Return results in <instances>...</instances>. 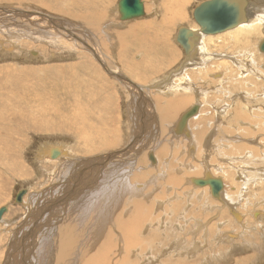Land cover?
Returning a JSON list of instances; mask_svg holds the SVG:
<instances>
[{
  "label": "rangeland",
  "instance_id": "1",
  "mask_svg": "<svg viewBox=\"0 0 264 264\" xmlns=\"http://www.w3.org/2000/svg\"><path fill=\"white\" fill-rule=\"evenodd\" d=\"M143 1L146 7L147 5L149 6V0ZM170 1L174 3L177 2V4H175V12L178 15L180 14L179 11H182L180 14L182 18H177V20L173 21L172 24L176 22V25H174L173 27L171 25L168 30L169 48L165 45L163 46L161 42L158 43L161 52L157 54L156 59H160L161 57L165 59L167 57L165 51L171 52L169 57L165 59L164 63L159 62V65H161L160 68H158V65L154 67L158 68V72H156L155 70L153 71L152 68L148 70L149 66L143 64L146 60L145 56L148 54V49L157 45V43H154L152 39L143 40L141 38L142 36H140L139 38H136L137 41H131V38H127V41H124L123 46L125 44L127 45L128 41L131 42L130 44H132V42H134L133 44H135V41L138 42L136 44H139L135 47L131 46L132 50H128L127 52L124 49L119 51V45L116 47V45L118 44L116 41L119 34L122 32V30L125 29L124 27H126V23H129L126 20H121L119 18V12L116 9L118 0H58V4L60 3L64 8H66L65 5L67 7L72 6L68 8L72 10V13L74 12L78 16H74L75 18L72 16V14L70 15L68 13H60L48 9L51 8L52 5L53 8L57 7L55 5V2L52 3L51 0H0V6L1 4L2 6H8V8L9 6H12L16 9H19L22 13L26 10L41 11L49 16L54 17L55 22L57 21L55 24H52V22L44 18L47 26L46 29H44L45 31H43V33L46 36L48 34V39L54 38V41H56V43L54 42L53 44L46 40L38 39L35 35H31L24 30L20 33L19 28H21V26H18L17 24L14 25L6 22L5 27L11 30L8 32H16L15 34H18L19 32L21 36H16L14 33H12L15 35L13 36L12 34L6 32V30L0 29V67L5 66L6 64H13V66L21 68H24V66L30 67L33 70L29 77L31 82L35 83L36 80H39L40 78L41 80H44L42 81L43 84L41 86H38L36 88L33 87L31 95L28 99L30 100V104L32 106L34 105V107L32 108L33 111H30L31 116L27 115V127L32 130L29 132L22 131L20 133V131H18L17 129L16 133L18 138L16 137L15 142L18 141L20 142V144H18L17 148L14 149L16 150V154H14L15 157H13V159H6L7 162L11 160H14L15 162L14 163L12 161L13 163H10L13 166L10 164V166L8 165L11 173H5L4 170H0V208L3 206L7 207V210L2 216L3 218L1 217L2 219H0V264H40L42 262H45V257L44 259L42 258V261L40 258L41 255H43L42 251L46 250V246L37 245L41 243L40 239L42 237H39L36 234V238L33 240V234L35 235L34 226L31 227L27 224V219L29 216H31L29 204L32 205L31 202L33 201L30 197L34 195V193L48 191L49 188H52L53 186H56L58 184L61 177L59 179L57 178L58 175L61 174L60 166L62 165L63 161L66 162L74 159L82 160L83 158H86V156H91L93 153L92 152L90 154H85L84 151L86 150H82L80 148V145H82L81 147H83L85 141H80L78 135L76 134V131L79 132V130L77 129L75 131L74 128H70L67 126L68 128L65 127L62 130L49 132L45 130L38 132L33 130L40 129L39 122L41 123L42 116L46 118L43 119L46 121V124L48 125L47 127H59V125L61 124H66L63 123V120L66 119V116L58 114L61 111L60 108L58 109V107H62L60 100L63 99H67L70 101L80 100V102H83V104L85 103L86 106L87 103L93 106L91 102L92 100H101L100 108H102L98 109V111H101L99 113H103L102 111L106 113L105 116L101 118H103V120L105 119V123L108 126L107 129H112L110 131V135H118L119 139L121 138V142H119V144H121L118 147H112L113 149L110 148L107 151L113 153L116 150L124 149L129 145V150H127L128 153H134L129 159L134 163L136 167L135 169H133V172L135 174H130V181L132 183L138 182L137 184L140 183L142 184V186L144 184L145 189L143 191L145 193L150 192L152 196L158 198L161 202H163V204H157L155 206V209L148 206V208L144 210L145 217H147V219H150V222L154 223L141 229L139 237L142 240H147L150 233H153L154 235L151 236L153 237L152 239L151 237L148 238V242L146 240L144 242H141L142 245L139 244L141 248L138 246L131 247V252H128L129 255L127 261L130 262L135 260L137 262L133 261L127 264H264V215L261 213L259 215L256 214V212H264V176H258L255 181L251 182L253 179H245L243 175L245 174L246 176H248L250 174L248 177L251 178L252 174H256L255 172H258L257 168L264 171V165H262L261 168L259 163L256 162L258 160L260 161L264 159V51H260L258 49L259 42L264 39V28L259 29L261 32L257 31L256 34H253V37L250 38V41L248 40L247 43H238L237 45H235V41L232 42L234 39H231L229 34L233 31V29L232 31L229 30V32L226 31L217 35H205L207 36L205 40L207 38L216 37L215 39L209 40L206 43V45L208 46L207 51L209 52L208 57L210 58L207 66H209L210 64L211 68L208 70L209 72L203 69L189 68L188 72L190 71V76H193L191 84L194 86L191 85L192 87L187 91L182 90L183 87L180 90L181 95H187L189 97L188 102H186V106L181 108V113H184L186 109L188 110L198 102H201L203 106L201 109V112L203 111L201 113L202 116L198 115V117L191 120V137L182 134H179L177 135L178 137H175L171 134V131L173 129H176L173 124L177 119H174L175 121L173 120L169 122V124L167 123V125L163 126V123L161 122L162 117L160 118V120L155 119L154 117L155 120L152 119L155 121V126L153 128L154 136L152 140L147 139L143 144H139L141 148H136L139 151L135 148L134 150L130 149L132 144L133 146L135 145V140H138L137 142H139L142 141L145 136H149L145 134V130L143 131L142 123L144 118H146L145 120L151 119L148 117V115H145L144 118L140 117L139 114L141 112L137 111V105L139 106L140 103H137V99L142 97V99H144L143 101H152V103L155 104L156 96H159V94L161 93L160 90L152 88V90H150V93L144 91L145 95L148 94L150 97L147 98V100L145 99L146 97L144 96V93H142V95H139L138 97H134L133 93L135 92V86H133L131 83L137 82L135 84L143 86L151 85L154 84L152 83L154 80L170 72L172 70L171 68H174L176 64H179L180 61L183 60L185 54L182 46L178 42H175L174 37H172L176 35L175 38L177 39V34L174 33L175 30L177 33V29L180 27V25L193 26V24L195 23V25L198 26L197 22L193 19V9L195 8V5L199 4L198 2H201L202 0H178L179 2L177 0H152V9L150 11V14L148 13L149 15H147V11L150 10V7L147 10L145 8L146 15L136 19H131V23L138 21L148 22V20L154 21V16H162L163 14H165V6ZM78 4L83 6L79 7L77 6ZM90 5L97 6V8L95 7L92 11L91 16H98L97 12L100 11L102 5L111 7L107 9V12H110L108 14V18L112 20L114 19L115 22L109 30L110 40L115 45L114 47H111V44L107 40V34L103 31L105 25H89L87 21L88 18H83L81 14L82 11L85 12L86 6L88 8V6ZM178 6L179 11L177 12ZM24 23L27 24L26 21H24ZM58 23H60L62 27L58 28ZM92 30H94L95 32ZM68 31L72 32L73 34L76 33L75 35L80 39L78 38V40L77 37L70 36ZM142 34L144 33L142 32ZM156 34L157 33H154L153 35ZM219 36L221 37L217 38ZM105 38L107 41L105 40ZM81 40L85 41V43ZM103 40H105V45L108 43L109 48L106 46L102 47ZM126 45L124 46L125 48H127ZM252 45H254V47ZM92 47L94 48L92 49ZM174 50L176 55L174 54ZM218 52L219 54L221 53L220 58H216V56H214L215 54L217 55ZM95 55H97L98 57H102L103 61H106L105 64H109L108 66L123 71V74L120 71V75H122V77L119 75V78V76H117L115 73L112 72L111 74V72H108L106 69L104 70L105 67L102 66V63L99 61V59L97 60V56L95 57ZM105 58H107L108 61ZM223 58L225 60H223ZM78 60L80 65L78 64ZM224 61L228 62L229 64ZM137 64H139V66ZM136 65L138 66V68ZM42 67H44V70H42L41 72H37ZM45 68H47V70H45ZM244 68L246 70L248 69L247 73H251V71L260 72H255V74L253 73L252 75L250 74L242 77L240 76V74L242 71L245 72ZM254 68H258V70H254ZM199 70L203 71V73L196 75L194 72H198ZM70 71L73 75V79L69 82L74 86H71V84L68 85L66 83V79L64 81V84L69 87L70 91L66 90L67 92L61 95L60 92L62 93L63 90L55 86L50 87L48 83L49 81L55 80L60 72L61 74L63 73L66 76L65 73H70ZM213 73L220 75V79L218 78L219 76L215 78L213 76ZM259 75L262 77H260ZM42 77L44 79H42ZM176 77L179 79L181 75H177ZM177 81L179 82V80ZM245 81L248 82V84H246ZM126 82H128V84ZM38 84H40V82L35 83L34 85L37 86ZM73 88L74 90H72ZM49 89H53L54 91L59 92V94L56 93L55 95H51L50 93H48ZM96 95L97 98L95 97ZM162 96L164 95L162 94ZM4 97L11 100L12 103L10 104L9 102H4ZM228 97H230L231 99ZM236 100L238 102L241 101L244 106L248 102H254L249 103V107L246 110L245 108H238L240 104L238 102H235ZM49 101L56 102L58 106L53 105L51 107ZM75 103L78 104L79 102ZM2 104H6L7 107L3 108ZM42 104H44L46 108H44ZM85 104L84 108H86ZM242 104L241 106H243ZM254 104L256 105L254 106ZM104 105L106 107H104ZM224 106L226 107V111H221ZM93 107L96 108V105ZM154 107H152L151 105V113L154 111ZM131 108H133V110L135 111L134 114L136 115V117L132 116L133 112ZM25 109H27V104L22 99H17L15 97L7 95L6 93H4L2 99H0V113H6L10 110L16 112L17 114V110L21 113L23 110L25 111ZM35 109L38 111V115L37 113H35ZM142 113L150 114L149 109L146 112ZM137 114L139 116H137ZM35 115H37V117ZM200 116L211 117L212 119L211 122L209 121V126L208 124H206V128H201V131L203 132H200L199 129H197V126H202L200 125L199 121ZM35 118H37V120H34ZM91 121L100 124V122L95 118H91ZM137 122L139 124H135ZM216 124H218L220 127H215ZM151 126L152 121L148 128H150ZM232 128H234V130ZM217 133L219 134V136L221 135L220 137L224 136L225 141L220 139ZM110 135H107L108 139ZM211 137H215L214 139L218 140L220 139L221 144L219 147L217 145L216 148H210L211 145L209 147V143L213 142L211 141ZM178 138H180V140ZM90 139L91 137L87 139V142ZM122 139H124V141ZM187 139L188 141L191 139L189 141V144L191 146L187 143ZM104 140V137H99L97 142L98 144H101L104 143ZM182 140L186 141H184L183 143ZM208 141L209 143H207ZM89 144L94 145L95 143L90 142ZM165 144H168V148L166 150V156L164 158L162 157L161 159L159 156H157L158 162H154L155 159H150L149 156H147V153H149L150 151V153L155 152L156 154H159L161 152V148ZM58 146L60 149L62 148V151L66 152L62 153V155L57 158H50L47 151L52 147L50 149L51 153V151L53 152V150L58 149ZM177 146L180 148H178ZM237 149L240 151H238ZM145 150L146 152H144ZM159 150L160 152H158ZM124 151L121 152L123 153ZM168 158L170 159L167 161ZM16 159L18 160V162ZM102 163L103 162L99 163V165ZM109 163L110 160L106 162L105 166H103V168L105 167L104 169L102 168L103 172L106 174L102 173L100 179H104L103 182L108 181L110 183L112 181H116L117 179L115 178V176H111V178L108 177V175L111 174L108 169ZM15 165L19 169H15ZM95 166H97V163L95 164ZM16 170L19 172L18 174L16 173ZM19 170H21L22 173ZM12 171H14V173ZM137 172L143 173L138 176ZM15 173L17 175H15ZM208 174L217 176L218 178L220 177V179L223 178L222 181L225 183L224 194L227 193L228 198L223 197L224 199H215L216 196H219L220 193H218V195L213 194L212 187L209 184L204 186L197 184L198 186H196L190 181L191 178L193 180L194 177H202L203 179H205L206 177H204V175L206 176ZM164 175L168 176V178L163 179V177H160ZM262 175H264V172L262 173ZM54 176H56V178ZM171 176L180 178V181L178 183L172 182L170 180ZM154 177L156 178V180H153ZM167 181H169V184L167 183ZM96 184L99 185L98 183ZM195 187L200 188L196 189ZM22 189H26V193L24 194L22 202H17L16 194ZM176 192L178 193L176 194ZM58 194L59 193H54V196L58 197ZM198 194L203 196L202 198H204L205 196L203 201L202 199L199 200ZM128 195L129 201H131L130 197L134 196L135 198H138L140 197L141 193L139 194V191L135 190L133 195ZM128 195H125L126 197L124 198V200H119L120 203L117 206L118 213L116 214V223L119 221L121 216L124 218L125 210L122 208V206L125 199L128 198ZM233 197L235 198V202L232 201ZM142 199V203L146 202L147 204H154L153 197L145 198L143 196ZM29 201L30 203H28ZM226 201H230L232 203H228ZM233 202L235 205H232ZM251 206L253 209L251 208ZM36 207L37 205L35 207L33 206L31 208V212L34 211V208ZM166 207H171V210H173V212H170V209H167ZM44 211L46 210L41 208L40 213H38V218L43 217L42 214L45 213ZM240 214L243 216H241ZM237 215L239 216L237 217ZM46 216L44 219H47ZM157 217L158 219L156 222ZM112 218L114 217L112 216L110 221L108 220L109 226L106 225L107 227L104 231L107 233L108 230H112L110 233L111 235H113L112 241L116 242V246L114 247L116 249L113 250L117 252L112 250V256L113 258L116 255L118 257H120L121 255L125 256L127 255V253L125 254L126 250L124 248L126 246L125 240L123 242L122 236H120L119 234V230L117 228L115 229V226L111 224L113 223ZM223 219L225 221H223ZM164 221L165 225H163ZM197 222H199V226ZM44 232L45 230H43L42 233ZM90 233L92 239H89L91 243L89 244L91 249L89 255L92 256V254H96L100 247H103L102 245L104 244V238L101 239L102 241L100 240L98 242H94V239H100V235L94 236L96 232L92 229L90 230ZM40 236H42V234H40ZM36 239L39 240V242H37L36 244L37 246L33 243L34 241H36ZM149 239L152 241H150ZM121 258L122 257H120L119 260H124V257L123 259Z\"/></svg>",
  "mask_w": 264,
  "mask_h": 264
},
{
  "label": "bare ground",
  "instance_id": "2",
  "mask_svg": "<svg viewBox=\"0 0 264 264\" xmlns=\"http://www.w3.org/2000/svg\"><path fill=\"white\" fill-rule=\"evenodd\" d=\"M52 1L53 0H51V2ZM98 1H102V0H98ZM203 1L204 0H202L201 2H203ZM54 2H55V5L57 6V7H54V8H57V9H54L52 7L53 5L51 6V8H48V9L54 10V11L60 12V13H68L70 15L72 14L73 17L74 16H77L74 12L72 13V10L71 9L68 8V7H72V6H68L67 7L65 5L66 8H64V7L61 6L60 3H59L60 5L58 4V0H54L52 3H54ZM151 2H152V0H149L148 3H150V4H149V6L147 5V7H146V10L150 7V10L147 11V15L150 14V11L152 9ZM201 2H198V3L200 4ZM186 3H187V1H186ZM175 4H177V2L174 3V2H171L170 1L165 6V8H166L165 14L162 13L163 14V15L161 14L162 16H160V15L154 16L153 17L154 21H148V22L147 21H138V22H134L133 24H130V25L128 23H126L128 26L126 28L124 27L125 29L122 30V32L119 34V36L117 38V41H116L118 43L116 45V47L118 45L120 47L119 48L120 49L119 51H121L122 49L126 50V52L128 50H132V47H135V46L139 45V44H136V43H138V42H136L137 41L136 38H139L140 36H142L141 38L143 40L152 39V41L154 43H157V45L155 47H152V48H149L148 49V54L145 56L146 60H145V62L143 64H145L147 66L151 65V66L155 67V66H157V64H160L159 62L164 63L165 59L169 57L171 51H169V52H166L165 51V54L167 55V57L165 59L163 57H161L162 59L161 58L160 59H156L157 58V54L161 52V49H160L158 43L161 42V44L163 46L165 45V46L168 47V39H169V32H168V30L171 27V25H172V27L174 25H176L175 24L176 22H174L172 24L173 21L177 20V18H182L181 15H180L182 11H179V6H178V10H177V12L179 11V13H180V14H178L179 17L177 15V13L175 12L176 11L175 10ZM199 4L195 5V8ZM77 6L81 7L83 5L78 4ZM95 7L97 8L96 5L95 6L90 5V6H88V8L86 6V11L85 12L82 11V13L81 12L80 13L82 14V16H83L84 19L85 18H88L87 21H88V24L89 25H96V24H98V25L99 24H102L103 26L105 25L103 31H104V33L107 34V40L111 44V47H114L115 45L110 40L109 30H110V27H112V25L115 22H114V19L112 20V19L108 18V14L110 12H107V9H109L111 7H106V5H102L101 8H100V11L97 12L98 16H91L92 15V11L94 10ZM116 9L118 11V2H117V8ZM194 9H193V11H194ZM57 10H59V11H57ZM146 10H145V14L142 15V16H140V17H143V16L146 15ZM32 14H34V15H32ZM243 16H244V20H243L242 23H240V25L234 27L235 29L232 28L233 31H232V29H229V30L232 31L229 34H230L231 39H234L232 42L235 41V43H236L235 45H237L238 43H243V44L244 43H247L248 40L253 37L252 36L253 34H256L257 31L259 32L260 31L259 29L264 28V0H245V5L243 7ZM39 17L42 18V19H40ZM44 18L46 20H49L50 22H52V24H55L57 22V21L55 22V20H54L55 18L54 17L49 16L46 13H43L41 11H37V10H29V11H27L26 10V11H24L22 13L19 9H16L15 7H12V6L11 7L9 6V8H8V6H2V4L0 6V29L1 30L4 29V30H6V32L11 31V30H9V29H7L5 27L6 26V22L9 23V24L10 23L11 24H14V25L17 24L18 26H21V28H19V32L20 33H21V31L24 30L27 33H30L31 35L32 34L35 35L36 38H38V39L46 40V41H48V42H50L52 44L54 42L56 43V41H54V38L48 39L47 38L48 37V34L46 33L47 34V36H46L43 33V31H45L44 29H46V26H47V23L44 20ZM137 18H139V17H137ZM144 18H146V17H144ZM133 19H136V18H133ZM148 19H149V17H148ZM193 19H194V17H193ZM24 21H26L27 24L24 23ZM126 21L130 23L132 20L131 19H128ZM58 24H59L58 25V28L62 27V25L60 23H58ZM42 27H43V30H42ZM157 27L159 29V32H157V30H156ZM181 27H188V28H190L192 30L193 36L190 37V41L193 42V45H194L193 49L188 54L186 52H184L185 54H184L183 60L180 61L179 64H176V66L174 68H171L170 67L172 69L170 72H168L164 76H161V77L157 78L156 80H154L152 82L154 84L143 86V85L135 84L137 82H135V83L132 82L131 83L133 86H135V88H134V91L135 92L133 93V96L134 97H138L139 95H142V93H144V91L147 92V93H150L151 92L150 90H152V88H155L157 90H160L161 93L159 94V96H156V98H155L156 100L154 99L156 101L155 104H153L152 101H149L151 103L152 107L155 106L154 107V111L152 113H151V109L152 108H151V105H150V103L148 101H143L144 99H142V97L139 98V99H137V103H140L139 106L137 105V111L138 112L139 111L141 112L139 114L140 117H143L144 118L145 115H148V117L151 119V120H149V119L148 120H145L146 118H144V120L142 119L143 120V123H142L143 131L145 130V134L146 135H149V136H145L144 139L142 141H139V142H137L138 140L136 141L135 139H137V138H135L134 139L135 140V145L133 146V144H132V146L130 147V149H133V150H134V148L135 149L136 148L140 149L141 147H140L139 144H143L147 139L148 140H152V138L154 136L153 128L155 126L154 125V123H155L154 120L155 119H159L160 120L161 117H162L161 118V122L163 123V126L167 125V123L169 124V122L173 121L174 119H177L176 121L174 120L175 123L173 124L176 129H173L171 131V134L173 136L176 137L177 135L182 134V135L190 136L191 137V134H192V129L190 128L191 120L194 119V118H196V117H198V115H201V113L203 112V111L201 112V109L203 107L202 106V103L201 102L200 103L198 102L197 104H195L192 107H190L188 110L187 109H186V111L184 110L185 112L182 111L184 113H181L180 112L181 111V108L184 107V106H186V102H188L189 97L187 95H181L180 90L183 87L182 90L187 91V90H190V88L192 86H194V85L191 84V81L193 80L192 79L193 76L192 77L190 76L191 73H190V71L188 72L189 68H191V69H203L205 71H208L211 68L210 67V64H209V66H207L208 65L207 63H208V61H209L210 58L208 57V53L209 52L207 51L208 50V46L206 45V43L209 40L215 39L216 37L215 38H207L205 40V38L207 37L205 35H217V34H220V33H217V34H207V33H204V32H202L200 30V26L199 25L198 26L195 25V23L193 24V26H186V25H182L181 26L180 25L179 28H181ZM178 29H177V31H178L177 33H176V30L174 32L175 34H177V36H178L179 30H180V29L179 30ZM229 30H227V31L229 32ZM92 31H94V30H92ZM98 31H100V30H98ZM19 32H18V34H15L16 32H12V33H14L16 36H21V34H19ZM68 32H69V35L70 36H75V37H77V39L79 38L78 36L75 35L76 33L73 34L70 31H68ZM142 32L144 34H142ZM224 32H226V31H224ZM8 33L9 34H12L11 32H8ZM154 33H157V34L156 35H153ZM14 34H12V35L15 36ZM53 36H55V35H53ZM135 36H137V37H135ZM172 37H174V41L177 42V39L175 38L176 35H174ZM220 37L221 36H219L217 38H220ZM127 38H131L132 39L131 41H133V40H136V41H135V44H133L134 42H132V44H130L131 42L128 41V44L127 45L125 44L127 46V48H125L124 47L125 45L123 46V43H124V41H127L126 40ZM105 40H106V38H105ZM105 40H103V42H102V45H103L102 47H104V46L108 47V43L106 42L107 43L106 45L104 43ZM81 41H83V40H81ZM263 41H264V39H262L259 42V48L258 49L260 51L262 50L261 49V44H262ZM83 42L85 43V41H83ZM252 46L254 47V45H252ZM116 47H115V49H116ZM93 48L94 47H92V49ZM246 49H247V47H246ZM236 50H238V49H236ZM129 54H130V52H129ZM220 55H221V53L219 54V52H218V54L217 55L215 54L214 56H216V58L217 57L220 58ZM96 56L97 55H95V57ZM98 59L102 63V66L105 67L104 70L106 69L108 72H111V74L113 72L117 76H119L121 72L123 74V71L118 70L117 68L114 69L111 66H108L109 64L108 65L105 64L106 61L104 62L103 59H102V57H98L97 56V60ZM105 59L107 60V58H105ZM223 60H225V59L223 58ZM242 60H243V58H242ZM252 60H253V58H252ZM74 62H75V60H74ZM224 62H226V61H224ZM135 63H133V64H135ZM226 63L229 64L228 62H226ZM248 63H249V61H248ZM78 64L80 65L79 60H78ZM137 65L139 66V64H137ZM132 66H134V65H132ZM138 66H137V68H138ZM72 67H73V65H72ZM0 68H1L0 69V99H2L3 94L6 93L9 96L15 97L17 99H22L27 104V109H25V111L23 110L21 113L18 110H17V114H16V112L10 111V110L8 112H6V113H0V170H4L5 173L6 172L7 173L8 172L11 173L8 165L12 161L14 162V160L8 161L9 162L8 163L6 161V159L7 160L9 158L13 159V157H15L14 154H16V150H14V149L17 148V145L18 144H20V142H18V141L15 142V139L17 137V133H16L17 129H18V131H20V133L22 131H28L29 132V131L32 130L29 127H27V125H28V122H27L28 116L27 115H30L31 116L30 111H33L32 108L34 107V105L32 106L30 104V100H28V99H29V96L31 95V91H32L33 87L36 88L38 86H41L43 84L42 81H44V80H41V78L39 80H36L35 83H39L40 82V84H38L37 86H35L34 85L35 83L31 82L30 79H29L31 73L33 72L32 68H30V67H25L24 66V68L23 67L21 68V67L13 66V64H6L5 66H2ZM237 68H239V67H237ZM42 70H44V67H42L37 72H41ZM45 70H47V68H45ZM244 70H245V72L242 71L241 74H240V76H242V77L245 76V75H250V74L252 75L253 73L255 74V72H260V71H251V73H249V72L247 73L248 69L246 70L244 68ZM254 70H258V68H254ZM194 73L197 75V74L203 73V71H200L199 70L198 72H194ZM65 74H66V76L63 73L61 74V72H60V74L58 75V77L55 78V80L49 81V83H48L50 85V87L55 86V87H59L61 90H63L62 93L60 92L61 95L64 94L65 92H67L66 90L70 91L69 90V87H67L64 84V81L67 79L66 83L69 85V84H71L69 81L73 79V75L71 74V71H70V73L67 72ZM177 75L178 76L181 75V77L178 79L176 77ZM120 76L122 77V75H120ZM120 76H119V78H120ZM183 76H185V77H183ZM213 76L215 78H217L219 76L218 78L220 79V75H218L216 73H213ZM260 77H262V76H260ZM42 79H44V78L42 77ZM99 79H100V77H99ZM177 80H179V82ZM256 80H258V79H256ZM126 83L128 84V82H126ZM213 83H214V81H213ZM246 84H248V82H246ZM71 86H74V85L71 84ZM204 86H206V85H204ZM245 86H248V85H245ZM72 90H74V88ZM218 90H219V88H218ZM48 93H50L51 95H55L56 93L59 94V92L54 91L53 89H49ZM162 94L164 96H162ZM188 94H189V92H188ZM131 95H132V93H131ZM144 96L146 97L145 98L146 100H147V98H150L148 94L145 95V93H144ZM95 97L97 98V95ZM228 98H230V97H228ZM263 98H264V95H263ZM4 99H5L4 102H9L10 104L12 103V101L9 100L8 98L4 97ZM89 101H91V100H89ZM100 101H99V99H95V100H92L91 101L92 104H93V106L96 105V108L93 107L92 105H89L88 103H87V106L88 107L84 103L85 106H86V108H84V104H83V102L81 103L80 100H75V101L74 100L73 101H70V100H67V99L60 100V103H61V106L62 107H58V109L60 108V110H61L60 113H58V114L66 116V119L63 120L64 122L62 121L63 123H66V124H64V125L61 124V125H59V127H47L48 125L46 124V121L43 119L45 117L42 116L41 117V123L39 122V128L40 129H33L34 131H37V132L38 131H42V130H45V131H48V132L49 131H55V130H62L63 128H65L67 126L70 127V128H74L75 131L77 129V130H79V132L76 131L77 132L76 134L78 135L80 141H85L86 142V144L84 142L85 145L83 144V147H81L82 145H80V148L82 150L83 149L86 150V151H84L85 154H90V153L93 152L91 156H89V157L86 156V158H83V159L81 158L82 160H75L74 159V160H69V161H66V162L63 161L62 162V165L60 166V168H61V174L58 175V178H57V179H59L61 177V179L59 180L58 184L56 186H53L52 188H49L48 191L40 192V193H34V195H32L30 197L33 201L31 202L32 205L29 204V207H30L29 209H30L31 216L28 217L27 224L30 225L31 227L34 226L35 235L33 234V237H32L33 240L36 238V234H37V236L42 237L40 239L41 243L40 244H37V242H39V240L36 239V241L33 242L34 245L37 244L39 246H46V248H45L46 250H44V251L41 250L43 252V255H41V258H40L41 261H42L44 259V257H45V260H44L45 262H42L44 264H127V263H131V262L135 261V260L130 261V262L127 261L128 260V255H129L128 252H131V250H130L131 247H133V246L140 247L139 244L142 245L141 242H144L146 239L145 240L140 239L139 233H141V229L145 228L146 226L152 225V223H154V222H150V219H147V217H145L144 210L147 209L148 206H150L153 209H155L156 208L155 206L157 204H163V202H161L158 198L152 196L150 192H146L145 193L143 191L145 189L144 188V186H145L144 184L142 186V184H140V183L137 184L138 182L137 183H132L130 181V177H131L130 174L131 173H134L133 172V169H135L136 167H135L134 163L129 159L134 154V153H132V154L128 153L127 150H129V145L126 146V148H128V149L124 148V149L116 150L113 153L107 151L108 149H110L112 147H118L121 144V143L119 144V142H121L120 141L121 138L119 139V136L118 135H112V134L110 135V131L112 129L111 130L107 129L108 126L105 123V119L103 120V118H101V117H104L106 113H104V111H102L103 113H99L101 111H98V109H101L102 108V107L100 108V106H101V102ZM75 102H79V103L76 104ZM235 102H238V101L236 100ZM253 102H248L244 106V104H242V102L240 101V102H238L240 104L238 108H243V109L245 108L247 110V108L249 107V103H253ZM49 103L51 104L50 105L51 107L53 105H57V103L54 102V101H49ZM241 104L243 106H241ZM42 105L44 106V104H42ZM255 105L256 104H254V106ZM2 106H3V108H6L7 107L6 104H2ZM38 106H40V105H38ZM145 106H146V109H145ZM47 107H49V106H47ZM104 107H106V106L104 105ZM193 107H195V109H194L195 112L192 113L191 112V109H193ZM215 107H217V106H215ZM44 108H46V107L44 106ZM225 108L226 107L224 106L221 111H226ZM36 109H41V108H36ZM148 109H149L150 114H144V113H142V112H146ZM131 110L133 112V115L132 116L133 117H136V115L134 114L135 111L133 110V108H131ZM56 111H58V110H56ZM105 111H106V109H105ZM85 112H86V114H85ZM35 113H37V115H38V111L37 110L35 111ZM218 114H220V113H218ZM37 115H35V116L37 117ZM139 115L137 114V116H139ZM201 116H200V120L199 121H200V125H202V126H200V127L197 126V129H199L200 132H203V131H201V128H206V126H207L206 124H208V126H209V121L211 122L212 119H211V117H205V116L201 117ZM225 116H228V115H225ZM154 117H155V119H154ZM91 118H93V119L95 118L102 125H100L97 122H92L91 121ZM152 119H154V120H152ZM226 119H224V120H226ZM34 120H37V118H35ZM34 120H33V122H34ZM93 121H95V120H93ZM151 121H152V126L150 128H148L149 125H150V123H151ZM135 124H139V123L137 122ZM218 124H216L215 127H218L219 126ZM221 127H222V125H221ZM234 128H232V129L234 130ZM165 130H167V129H165ZM106 131L110 135L109 139L107 137L108 134L106 133ZM120 132H122V131H120ZM247 133H249V132H247ZM82 134H84V135H82ZM93 134H95V135H93ZM212 135H214V134H212ZM215 136H217V135H215ZM220 136L218 134V137H220ZM90 137H91V139L87 142V139L90 138ZM99 137H104V139H105L104 140V143L98 144L97 141H98ZM218 137H216V138H218ZM180 138H178V139L180 140ZM214 138H212V140H211V141H213L212 143H209V141L207 142V143H209V147L211 145L210 148H216V145L219 147L220 144H221L220 143L221 142L220 139H222V140L225 141L224 136L223 137H220L219 140L218 139H214ZM79 139H77V140H79ZM122 140L124 141V139H122ZM215 140H216V142H215ZM182 141L184 143V141H186V140H182ZM189 141L187 139V143L188 144H189ZM90 142H94L95 144L94 145L89 144ZM174 142H176V141H174ZM179 145H181V144H179ZM184 145H186V144H184ZM167 146H168V144H165L161 148V152H160V150L158 151V152H160L159 154L158 153L156 154L155 152L154 153H150L151 152L150 151L149 153H147V156H149L150 159H155L154 162H156V161L158 162L157 156H159L161 159H162V157L164 158L166 156L165 153H166V150L168 148ZM53 148H55V147H53ZM178 148H180V147H178ZM50 149L47 151V153H48V155H49L50 158L51 157L52 158H57L60 155H62V153H65L66 152V151H62V148L60 149L59 146H58V149L53 150V152L51 151V153H50ZM138 149H136V150H138ZM184 149H185V147H184ZM181 150H182V148H181ZM121 151H124V152L122 153ZM238 151H240V150H238ZM54 152H57V155L56 156L54 155ZM144 152H146V150ZM42 153H43V151H42ZM162 155H164V156H162ZM63 156H65V155H63ZM171 156H172V154H171ZM76 158H79V157H76ZM169 159L170 158H168L167 161ZM109 160H110V163L108 164V166H109L108 169H109V172L111 174H109V175L107 174V175H108L109 178H111V176H113V177L115 176V178L117 179L116 181H114V182L112 181L110 183L108 181H104L103 182L104 179L103 180L100 179L102 173L103 174H106V173L103 172V169L105 168V167L103 168V166H105L106 165V162L109 161ZM252 160H254V159H252ZM263 160L256 161L257 163H259L260 167L262 165H264V161ZM115 161H118V162H115ZM142 161H144V160H142ZM17 162H18V160H17ZM101 162H103V163L99 165V163H101ZM96 163H97V166H95ZM10 165H12V164H10ZM14 168L16 169L18 167L15 165ZM20 168H22V167H20ZM15 169H14V171H15ZM21 170H24V169H21ZM21 170H19V171L21 172ZM257 170H258V172H255L256 174H252L251 175V178L248 177L250 174L248 176H246L245 174H243L244 177H245V179H249V180H252L253 179L251 181V182H253V181H255L258 178V176H264V175H262V173L264 171H262V170H260L258 168H257ZM14 171H12V172L14 173ZM25 171H27V170H25ZM16 173L18 174L19 172L17 171ZM16 173H15V175H17ZM141 173H143V172H141ZM141 173H138V176H140ZM19 175H21V174H19ZM138 176H136V177H138ZM54 177L56 178V176H54ZM160 177H163V179L168 178V176H165V175L164 176H160ZM204 177H206V178L203 179L202 177H197V178L194 177L193 180L191 178L190 181L194 185H196V186H198V185L204 186V185H208V184L211 186L210 179H220V177L218 178L217 176H214V175H211V174H208L206 176L204 175ZM200 179L207 180V182L205 184H200L198 182ZM222 179L223 178H221L220 180H222ZM153 180H156V178L154 177ZM170 180L172 182L178 183L180 181V178H177V177H174V176L172 177L171 176V179ZM55 181H57V180H55ZM96 183H98L99 185H97ZM167 183L169 184V181H167ZM223 183H222V186H221L220 190L217 191L216 193H213L215 195L216 194L218 195V193H220L219 196H216L215 199H218V198L224 199L223 197H227L228 198L227 193L224 194V192H225V183L224 184ZM195 188L196 189H199L200 187L199 188L195 187ZM135 190H138L139 191V194L141 193L140 197H138V198H135L134 196L133 197H130L131 201H129V195L128 194L133 195L134 192H135ZM184 192H186V191H184ZM212 192H213V188H212ZM54 193H59L58 194V197L57 196L55 197L54 196ZM177 193L178 192H176V194ZM156 194H157V192H156ZM125 195H128V198L125 199L124 204L122 206V208L125 210V213H124L125 215H124V218L121 216L120 219H119V221L116 223V221H117L116 214L118 213L117 206L120 203L119 200H121V201L124 200V198L126 197ZM143 196L145 198L153 197V203L154 204H147L146 202L142 203L141 199H142ZM202 197L203 196H201V195L198 194L199 200L202 199V201H203L204 198H205V196H204V198H202ZM23 198H24V196H23ZM232 199H233L232 201L235 200L234 197ZM226 202L232 203L230 201H226ZM234 202H233L232 205H235ZM28 203H30V201ZM28 203H26V204H28ZM36 205H37V207L34 208L35 210L31 212V208L33 206L35 207ZM41 208L42 209H45L46 211H44L45 213L42 214V216H43L42 218H38V213H40ZM166 208L167 209H170L169 210L170 212H173V210H171V207H166ZM251 208H252V206H251ZM36 209H38V210H36ZM252 209H250V210H252ZM261 209H262V207H261ZM260 213L264 215V212L263 213L262 212H256L257 215H259ZM40 216H41V214H40ZM45 216L47 217V219H44ZM112 216L114 218H112L113 219L112 220L113 223H111V224H113L115 226L114 227L115 229L117 228L119 230V232H120L119 234H120V236H122L123 242L125 240L126 246L124 248L126 250L125 254L127 253V255H125V256H122L121 255L120 256V257H122L121 259H123V257H124V260H119L120 257H118L117 255L113 258V256H112V254H113L112 253V250L113 249H116V248H114L116 246V244H115L116 242L115 241H112L113 240L112 239L113 235L110 234L112 230L111 229H110L111 231L108 230L107 233L104 232L106 230V227H107L106 225L109 224V221H110V219H111ZM118 216H119V214H118ZM238 216L239 215H237V217ZM241 216H243V215H241ZM262 218H263V216H262ZM157 219H158V217L156 218V222H157ZM223 221H225V220L223 219ZM197 223H198V226H199V222H197ZM163 225H165V221H164V224ZM207 226H209V225H207ZM91 229L96 232L94 234V236L95 235H100L99 236L100 239H97L96 238V239H94V242L95 241L98 242V241H100L101 239L104 238V241L103 242L105 244V245L104 244L102 245L103 247H100V249L96 252V254H92V256L89 255L90 254V250H91L90 249V245H89V244H91L90 243V240H89L91 238V233H90V230ZM26 230H27V227H26ZM43 230H45L44 233H42ZM18 233H17V235H18ZM88 233H90V234H88ZM204 233H205V231H204ZM40 234H42V236H40ZM152 235H154V234L153 233H150V235L148 236V238H150ZM148 238L146 240L147 242H148ZM152 238L153 237H151V239ZM150 241H152V240H150ZM218 241H219V239H218ZM145 249H147V248H145ZM113 251H115V250H113ZM115 252H117V251H115ZM91 253H92V251H91ZM37 258H38V256H37ZM150 258H152V257H150ZM32 261H33V259H32ZM135 262H137V261H135ZM42 263H40V264H42Z\"/></svg>",
  "mask_w": 264,
  "mask_h": 264
},
{
  "label": "water",
  "instance_id": "3",
  "mask_svg": "<svg viewBox=\"0 0 264 264\" xmlns=\"http://www.w3.org/2000/svg\"><path fill=\"white\" fill-rule=\"evenodd\" d=\"M245 0H204L193 11L194 20L200 26V30L207 34H217L232 29L243 22V7ZM118 12L121 20H128L140 17L145 14V3L143 0H119ZM193 32L188 27H181L177 36V42L182 46L188 54L194 47L190 37ZM261 49L264 51V41L261 44ZM195 107L191 109L194 111ZM57 155V152H54ZM200 184H205L207 180L200 179ZM222 180L210 179V184L213 188V193L220 190ZM26 189L18 191L16 201L22 202ZM7 210L6 206L0 208V219L3 213Z\"/></svg>",
  "mask_w": 264,
  "mask_h": 264
},
{
  "label": "crops",
  "instance_id": "4",
  "mask_svg": "<svg viewBox=\"0 0 264 264\" xmlns=\"http://www.w3.org/2000/svg\"><path fill=\"white\" fill-rule=\"evenodd\" d=\"M145 8H146V6H145ZM148 21H150V20H148ZM128 24L130 25V24H133V23H131V22H130V23H128ZM127 26H128V25L126 24V27H127ZM126 27H125V28H126ZM156 30H157V32H159V29H158V27L156 28ZM174 54L176 55V53H175V50H174ZM157 65H158V68H160V67H161V65H159V64H157ZM150 68H152V69H153V71L155 70L156 72H158V70H157L158 68H154V67H151V65H149V68H148V70H149Z\"/></svg>",
  "mask_w": 264,
  "mask_h": 264
}]
</instances>
